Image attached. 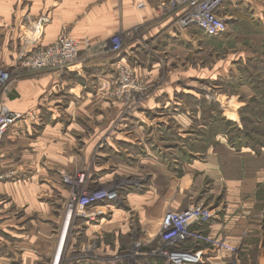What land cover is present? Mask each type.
Wrapping results in <instances>:
<instances>
[{
    "label": "crops",
    "instance_id": "0c3cea01",
    "mask_svg": "<svg viewBox=\"0 0 264 264\" xmlns=\"http://www.w3.org/2000/svg\"><path fill=\"white\" fill-rule=\"evenodd\" d=\"M166 1L0 0V63L6 68L13 66L23 27L39 15L49 17L41 45L52 44L62 32L87 43L82 46L79 60L72 68L61 72H21L6 89H0V106L31 112L43 122L41 127L35 126L37 129L32 134L28 133L29 146H41L42 150L54 154V167L63 171L90 168L88 186L134 185L131 180L140 177L142 181V168L148 164H156L170 175L162 195L148 189L126 191L122 205L125 210L117 205L122 203L119 200L108 207L110 212L105 219L80 223L73 227V237L69 239L67 234L60 244L51 240L47 230L52 223V195L37 197L22 183L20 186L17 183L2 185V194L14 205L23 207L24 217L35 215L36 219L28 222L31 228L26 233L20 228L19 235H13L15 240H22V234H27L22 241L0 242V264H41L51 256L60 257V264H106L105 261L165 264L158 257L117 258L118 251L126 254V247L131 244L127 215L136 214L143 233L142 246L148 249L159 232L165 212L183 210L193 204L207 206L214 215L195 228L236 249L235 253L215 252L200 246L198 251L204 264H264V147L256 153L248 147L237 154L229 150L233 160L226 162L225 155L212 146L201 151L193 146L188 148L187 156L183 153V160L172 157L174 168L180 169L178 175L166 169L169 165L166 154L178 146L168 143L166 136L161 137L160 142L148 143L154 136L153 131H148L149 121L150 125L155 121L164 124V130L170 129L169 122H177L176 132L171 134L178 141L192 134L186 129L188 127L179 124L188 116L176 113L175 107L181 102L175 99L179 90L171 82L183 75L187 79L197 78L190 57L195 58L200 40L197 33L201 32L194 27L180 31L175 16H161L160 9ZM226 1L234 5L233 0ZM244 1L254 5L256 16L263 19L264 0ZM114 37L122 43L121 54L110 51ZM117 61L136 65V74L148 80L146 83H152L155 77L166 79L136 113L124 114L120 104L104 97L105 86L113 83ZM27 123L28 120L24 124ZM17 130L16 125L9 133ZM75 145L79 146L77 151L74 149L77 157H64L63 153ZM152 148L164 157L153 160L149 157ZM246 159L254 163L249 173L241 174L231 169L242 166L241 161ZM41 169L52 168L45 164ZM118 178L121 182L117 183ZM55 182L50 188L59 193V202L63 203L68 195L59 189L58 180Z\"/></svg>",
    "mask_w": 264,
    "mask_h": 264
},
{
    "label": "rangeland",
    "instance_id": "374dc122",
    "mask_svg": "<svg viewBox=\"0 0 264 264\" xmlns=\"http://www.w3.org/2000/svg\"><path fill=\"white\" fill-rule=\"evenodd\" d=\"M233 3L234 5H230L228 1H224L222 4L223 13L229 17L224 35L210 38L202 33H197L200 40L197 43L195 58L190 57V63L195 65L197 78L187 79V76L183 75L179 79L177 76L176 81L171 82L172 86L179 90V93L174 97L181 102L180 106L175 107L178 109L176 113L188 116L187 119L180 121L179 124L182 127H188L186 128L187 130H191L192 134L190 138L187 136L191 141L188 142L187 138L186 140L180 138L179 141L173 138L171 133L176 132L177 122H174V124L169 122L171 125L170 129H168L169 132H166L168 131L167 129L164 130L162 128L164 125L162 123L157 124L156 121L151 125L150 121L148 123V131L150 133L151 131L154 132V136L148 143L160 142V138L166 136V138L169 137L167 139L168 143L171 145L175 143L178 146V149L170 150L169 154H166V156L168 155L167 159L169 164L166 169H170V172H175L178 175H180V169H175V165L171 161L175 158L183 160V157L185 155L187 156L188 148H192L193 146L198 151L204 150L207 146H212L221 155H225L226 162L233 160L229 156L228 151L231 150L232 153L237 154L239 150L246 148L244 146L245 143L249 145L248 148L253 153H256V151L264 147V11L262 10L261 12V14L263 13V19L260 20L256 16L257 13L254 10V5H247L244 0H233ZM262 7L264 9V5ZM160 10V14L163 15L165 12H163V9ZM166 15L163 16L167 17ZM19 47L17 53L20 51ZM122 50L123 47L121 46L117 54H121ZM119 62L117 61L114 65L115 77L113 83L105 86L103 90L104 97L114 103L120 104L124 114H133L140 111L143 102L153 95L159 85L166 82V79L164 76L157 77V79L155 77L152 83H146L148 80H142L136 74V65L121 63L124 67H127V71L131 75V81H133V85L136 88V90L131 91L132 94L130 93V102L126 103L124 100L125 91H120L121 95L119 96L116 95L120 93L115 87L120 73L117 69L119 65L117 63ZM19 73L20 71L11 74L9 83L20 77L21 74ZM205 76L206 79L203 78ZM181 78L185 79L180 80ZM212 108L215 109L211 110ZM222 118L230 121L235 127L241 130L240 134L238 133L237 135L233 130L223 128V124L219 121ZM27 124L28 126L24 127ZM27 124H18L17 131L7 133L8 135L6 134L0 140L1 243H11L25 239L27 234H22V240H15L13 235H19L18 233L22 230L26 233L31 228L28 222L36 219L35 215L32 218L26 219L24 217L23 207L14 205L9 197L2 194L4 191L2 185L6 183H17L19 186L22 183L21 185L23 187L31 188V192L36 193L37 197L45 194L52 195V223L49 224L47 230L50 233L51 240L59 244L65 241L67 234L69 239L72 238L73 227L83 222L82 219L71 217L70 212L67 210V202L69 199L60 203L59 193L50 188L51 184H56L55 181L58 180L57 184L60 187L59 189L61 191L63 190L69 198L71 193L70 188L62 181L63 175L74 179L75 176L83 174L85 176L84 184L88 188L108 185L117 186L118 197L120 202H122L117 205L123 210H125L122 205L126 191L133 190L140 192L148 189V191H155V193L162 195L163 191L167 188L168 177L170 175L161 171L156 164H148L142 168L143 179L141 181L139 180L140 177H134L131 180L134 185L121 186L118 184L103 183L88 186L87 178L89 177V172H91L90 168L87 170L74 169L72 171H63L56 166L54 167V162H56L54 154L42 150L41 146H29L28 138L30 137H28V133L32 134L33 130L37 129L35 126L39 125L41 127L43 122L34 116L32 120H28ZM145 128L144 130H146ZM245 134L248 137L245 138ZM76 144L79 145L78 143ZM77 145L69 148L68 152L63 153V156L72 159H74V156L77 157L78 154L76 151L79 149ZM1 148L4 150L1 151ZM75 148L76 151L74 150ZM151 151L153 152H150L149 157H153L155 161L164 157L162 154L159 155L155 148H152ZM138 156L143 155L138 154ZM172 157L174 158L172 159ZM31 159L35 160L32 161ZM241 162L242 166L239 164L240 166L236 168L231 167V169L241 174L249 173L254 166L252 160L246 159ZM45 164L52 169L42 170L41 168ZM153 178L155 179L152 180ZM119 179L121 178H118L117 183L121 182ZM12 186H10V189L15 187V185ZM78 193H81V189H78ZM41 199H44V197ZM199 205L206 207L212 213V210L207 206L203 204ZM106 210L107 216H109L110 209L107 208ZM127 220V229L131 236L129 242L131 244L126 247V254L121 253V250L118 251L117 258L126 257L136 259L140 256L156 257L153 253L160 248L158 234L151 246L148 249L144 248L142 246L143 233L139 229L136 214L134 212L128 213ZM20 228L23 229L20 230ZM32 229L34 230V228ZM122 250L124 251L123 248ZM105 262L106 264H113L111 261ZM41 264H60V257L55 259V257L51 256L49 259L41 262Z\"/></svg>",
    "mask_w": 264,
    "mask_h": 264
},
{
    "label": "built area",
    "instance_id": "2783aa9c",
    "mask_svg": "<svg viewBox=\"0 0 264 264\" xmlns=\"http://www.w3.org/2000/svg\"><path fill=\"white\" fill-rule=\"evenodd\" d=\"M226 0H167L161 8L163 15L175 16V24L180 31L189 28L198 29L203 35L215 38L225 34L228 19L222 10ZM163 16L162 14H160ZM49 22L46 14L39 15L23 27L20 41V51L17 53L12 68L0 63V89L10 82V75L21 72H61L72 68L79 60L81 43L70 37L66 32L60 33L56 41L50 45H41L45 28ZM122 44L119 38L111 39L110 51L117 54ZM119 64L117 69L119 79L115 83L118 92L125 91V102L129 103L131 91L136 90L131 81L127 67ZM131 93V94H130ZM121 95V92L116 94ZM123 100V101H124ZM34 114L12 111L6 106H0V140L16 125L32 120ZM85 176L79 174L74 179L67 175L62 181L70 188L67 210L71 217L82 219L83 222L97 223L107 216V208L119 202L117 186L86 187ZM81 189V193H78ZM213 214L199 204L189 205L183 210H168L165 212L158 232L159 250L153 254L164 260L165 264H204V259L198 247L206 246L212 251L235 253L236 249L225 241L214 238L195 226L206 223Z\"/></svg>",
    "mask_w": 264,
    "mask_h": 264
},
{
    "label": "trees",
    "instance_id": "16d2710c",
    "mask_svg": "<svg viewBox=\"0 0 264 264\" xmlns=\"http://www.w3.org/2000/svg\"><path fill=\"white\" fill-rule=\"evenodd\" d=\"M215 108H212L211 110H214ZM217 121V120H216ZM223 125V128H227V129H231V130H233V132H235V133H237V135H238V133L240 134V132H241V130H239L237 127H235L230 121H226V120H224L223 118L221 119V120H219ZM246 135V134H245ZM246 137H248V135H246L245 136V138ZM234 145H235V143H234ZM244 146H246V147H249V145H247V143H245L244 144ZM239 148V147H238ZM237 148V149H238ZM236 149V150H237ZM253 149V148H252Z\"/></svg>",
    "mask_w": 264,
    "mask_h": 264
}]
</instances>
